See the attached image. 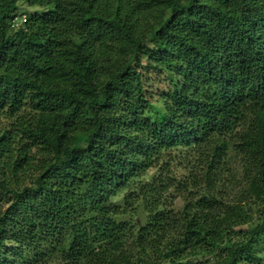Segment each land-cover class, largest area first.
<instances>
[{"label": "trees", "instance_id": "16d2710c", "mask_svg": "<svg viewBox=\"0 0 264 264\" xmlns=\"http://www.w3.org/2000/svg\"><path fill=\"white\" fill-rule=\"evenodd\" d=\"M151 169L128 227L108 200ZM260 246L264 0H0V264H264Z\"/></svg>", "mask_w": 264, "mask_h": 264}, {"label": "rangeland", "instance_id": "374dc122", "mask_svg": "<svg viewBox=\"0 0 264 264\" xmlns=\"http://www.w3.org/2000/svg\"><path fill=\"white\" fill-rule=\"evenodd\" d=\"M21 7H25L28 8L27 5H22ZM31 8L26 9L28 13H30L29 10ZM26 15H31V14H26ZM15 28V27H14ZM142 62L146 60V57L142 56L141 57ZM144 78H145V87L147 89V96L151 99L154 100V102L159 106V94H163L165 93L167 90H169L171 88L170 84L168 83V80L166 79V73L163 71H153L150 73H144ZM153 169L151 170H146L145 172H143L141 175H137L133 177V179H130V182L128 183V185L126 187H124L120 192H118V194L112 195V197H110L109 204L110 206L112 205V207L117 206L118 208H120L121 211H123V213L119 216V220L120 222H127V226H132L133 228L137 229V226L135 225L134 227V223L135 220L138 219L139 217H143V216H147V211L144 212L146 209L142 208V206L135 202L133 205V209H131L129 212L125 211V206H126V202L123 199V196H125V194L127 192H134V190H137V195L139 193H141V187H143L146 183L149 182V180H152L153 178ZM242 174H240L241 176ZM237 191H228V194L226 195V202H230L233 201L232 199L235 198V193ZM235 200L237 201V199L235 198ZM228 203L224 204L225 206H221L219 208H215L214 210H212V213L216 214V215H223L225 213V207ZM160 208L161 209H165L164 211H168L170 210L172 212V215H174L172 218L174 221L176 222H183V216H184V208H185V202L183 201V199L181 197H176V196H170L168 198V203L166 201L165 204H160ZM252 207H247V209H251ZM168 209V210H166ZM250 212V210H245ZM259 219V212H257L256 209L253 210V214H252V220L243 225L242 227L238 228L243 230V232L249 231L250 228L253 227V225L257 222V220ZM173 220H171L170 222H174ZM168 231V225L166 226V232ZM165 232V233H166ZM235 236V235H234ZM130 238L126 239V241L130 242ZM256 251L260 254L264 256V248L263 246L260 247H256ZM158 255H154L150 256L147 259L150 260H154ZM152 257V258H151ZM146 259V260H147ZM47 264H59L60 262V256L56 253H53L52 257H47ZM192 264H213L212 258L205 256V257H196L194 259H192ZM159 264V262H158ZM161 264H165V263H161Z\"/></svg>", "mask_w": 264, "mask_h": 264}, {"label": "built area", "instance_id": "2783aa9c", "mask_svg": "<svg viewBox=\"0 0 264 264\" xmlns=\"http://www.w3.org/2000/svg\"><path fill=\"white\" fill-rule=\"evenodd\" d=\"M26 21V15H21V16H15L12 20V26L13 27H18L20 24Z\"/></svg>", "mask_w": 264, "mask_h": 264}]
</instances>
